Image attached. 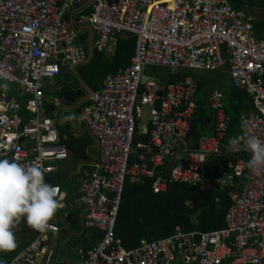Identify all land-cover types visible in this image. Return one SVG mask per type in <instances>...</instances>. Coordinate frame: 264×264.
<instances>
[{
  "label": "built area",
  "instance_id": "built-area-1",
  "mask_svg": "<svg viewBox=\"0 0 264 264\" xmlns=\"http://www.w3.org/2000/svg\"><path fill=\"white\" fill-rule=\"evenodd\" d=\"M84 2L0 0V85H14L12 91L23 97L22 103L0 87V159L38 163L45 182L58 187L63 199L60 185L46 179L55 169L51 161L64 160L69 153L54 120L41 111L46 81L61 66L76 64L86 55L66 18L69 8ZM90 4L92 12L86 18L98 34L99 49L108 47L115 32L134 33L136 46L130 63L107 74L77 114L97 140L99 153L75 202L85 208L86 225L101 235L96 244L80 251L73 264H264V173L250 172L243 188L230 192L232 204L224 227L185 231L176 225L172 233L142 239L130 248L115 232L127 178L139 183L153 178L155 192L165 191L173 182H209L207 161L222 153L230 121L224 93L213 91L215 131L190 146L196 83L191 76L174 82L162 75L152 77L147 74L152 67L175 72L219 70L228 64L231 82L253 101V111L240 117L239 136L264 140V37L255 35L248 13L229 0H93ZM23 104L28 117L21 112ZM240 148L245 151L243 142ZM247 162L240 159L229 166L240 175ZM50 223L47 232L60 231L58 224ZM47 232L38 233L7 264H46L51 255Z\"/></svg>",
  "mask_w": 264,
  "mask_h": 264
},
{
  "label": "trees",
  "instance_id": "trees-1",
  "mask_svg": "<svg viewBox=\"0 0 264 264\" xmlns=\"http://www.w3.org/2000/svg\"><path fill=\"white\" fill-rule=\"evenodd\" d=\"M229 2L234 8L245 11L253 6L264 8V0H229ZM81 12V14L89 15L92 12L91 4L86 6ZM255 31L257 36L264 37V28L259 27L258 23L255 24ZM128 34L129 37L125 38L121 33L115 32L110 37V42L115 44L114 51L111 54H107L105 49L94 47L90 60L78 65L80 76L92 90H98L102 87L107 74L115 72L118 68L126 67L130 63L131 57L135 53L136 35L134 33ZM76 42L78 44L81 43L87 53L85 39H76ZM63 69L64 66H61L59 73ZM68 70L71 72L69 68ZM201 71H204V75H197L195 70L189 68L176 72H172L171 69L167 68V72L163 75L167 82L181 79L188 74L192 75L196 80L197 108L189 133V138L194 145L199 137L204 134L208 125L207 119L212 118L211 111L205 107L208 91L206 88L210 87V85L223 86V84H227V93L229 95L226 99V110L231 116L230 129L227 133L228 138L237 136L241 114L253 111L251 96L244 90L234 86L231 82L228 64L219 70ZM71 78L76 88L73 90L71 86L66 85L59 91V95L68 104L76 103L86 94L84 88L79 85L77 78L72 76V74ZM87 102L85 101L84 104H87ZM51 108H54V106L48 105L46 110L50 115H52ZM21 112H25L24 106ZM23 114L28 117L27 111ZM60 140L74 151L78 159L91 161L92 152L87 150L88 146L93 142L91 137L84 142L78 140L73 143L68 138H65L64 135H61ZM243 152H240L237 156H244L248 159L247 155H244L245 152ZM237 156L222 153L207 161V174L212 177V183L207 189L197 184L173 182L169 183L165 191L155 192L152 187L153 178L146 177L143 183L130 182L129 178H127L116 220V236L121 239L125 247L130 248L138 245L142 239L152 240L166 236L174 231L176 225L181 226L185 231H209L224 227L225 213L231 204L228 191L234 185L222 188L218 172L221 167L226 165L229 159L236 161ZM247 175L248 170L241 176H235V185L237 183L243 184ZM70 220H72V217H70ZM87 229L85 228V231L79 235L69 234L66 231V235H71V239L66 240V237H63L61 241H66L67 243L65 244L69 248L77 246L79 248L78 251L87 250L96 244L97 238L101 235V232L95 228H90V233L87 234ZM22 232L25 234L24 236L16 232L18 247L14 251L0 252V262H3V264H7L32 239V231Z\"/></svg>",
  "mask_w": 264,
  "mask_h": 264
},
{
  "label": "crops",
  "instance_id": "crops-1",
  "mask_svg": "<svg viewBox=\"0 0 264 264\" xmlns=\"http://www.w3.org/2000/svg\"><path fill=\"white\" fill-rule=\"evenodd\" d=\"M86 3H87V0L80 6H73V7L69 8L67 13H66V18L69 22L71 29L76 34V39L80 40V39L84 38L86 41V45H87V53H86L83 61L81 63H78V65L88 62L90 60V58L92 57L94 47L98 48V46H97L98 34L96 32H94V34L91 36L89 29H87L88 28L87 24H90V23L88 22L86 15L81 14L82 13L81 11L86 6L90 5V4L86 5ZM246 12L248 13V16L251 18L253 24L258 23L259 27L264 28V8L253 6V7H250ZM82 16H84V17H82ZM255 24H254V31H255ZM121 35L124 36L125 38L129 37V36H126L125 34H121ZM255 35L257 36L256 31H255ZM263 36H264V34H263ZM257 37H260V36H257ZM260 38H263V37H260ZM91 40H92V53H89L88 47H89V43ZM79 44L82 45L81 43H79ZM114 47H115L114 42H110V45H108V47H105L103 49L106 50L107 54H111L114 51ZM76 64H73L71 66L65 65L64 69L62 70L61 73H59L55 77L46 81L45 90H44V105H43V108L41 111V115L44 117H51L54 120V123L59 130L60 139H61V135H64L65 138H68L71 142L76 143V141H78V140H80L81 142H84L86 139L91 137L93 139V142H92V144H90L88 146V149H87L88 151L91 150V152H92L91 158H90L91 161L84 160V159H78L76 157V154L74 153V151L69 149L68 147H67V149H68L69 154H68V157L66 159L51 161V164L55 166V169L53 172L48 174L46 180H47V182H55V183L60 185L62 191L65 194V197L62 201V204H63V207H65L67 205L69 206V213L66 214L65 220H63V218H62L63 222H58L56 218H54L52 220L60 226V231L55 232V233L47 232L48 243H49V247L51 249V255H50L48 262L46 264H61V263L73 264L76 261H78L80 258V253H78V255L76 257L72 256L70 253L69 256H67L65 259L58 258L57 255H59L61 253L57 252V250H59L61 246L67 247L69 251H70V248L68 247V245L65 244V243H67L66 241H62V243L59 245V248H57L55 245L56 241L58 240L59 235L61 234L62 230H64V229H66L67 232L69 231L68 232L69 234L79 235L85 231V228H92V227L87 226L85 223L86 217H85L84 206H82L80 203L75 202V199L73 200V196H75L77 194V192L79 191L84 179H86L88 174H90L93 171L95 162L97 160L96 157L99 153L98 142L95 139V137L92 135V133L90 132L86 122H84L83 120H81L77 117L78 112L84 106H86L89 103V98L87 100L82 101V98H84L87 94V91L84 87V84L87 87H89V86L85 83L84 79L80 76V74L78 72V65L75 66ZM66 67H68L71 70V72ZM165 68H167V67H165ZM181 70L184 71L186 69H181ZM192 70L201 71L203 69H192ZM213 71H215V70H213ZM172 72H174V71H172ZM71 74H72V76L77 78L79 85L81 87H83L84 90L86 91L85 96H83L81 99H79L74 104H68L67 102H65V99L62 98L61 95H59V91L61 90V88L63 86H66V85L71 86L73 90L76 88L74 86L73 80L71 78ZM186 76H191L196 83V80L192 75L188 74ZM185 77H183V78H185ZM183 78H181V79H183ZM177 80H180V79H177ZM177 80H175V81H177ZM172 82H174V81H172ZM8 86L10 87L9 92L14 94V95H17L19 100L22 101V103H23V97H20L16 91H12L14 88V85H8ZM237 88H239V87H237ZM239 89H241V88H239ZM215 90L221 91V90L216 89V88L208 87L207 99H206V103H205V107L211 111V116H212L211 119H207L208 125H207L206 130H208L209 133L202 134L199 137V139L202 136L210 135L215 131L214 117L216 116V109L213 106H211V103H210L211 95H212L213 91H215ZM241 90H243V89H241ZM92 91H95V90H92ZM223 93H224L225 108H226V99H227L229 94L226 92H223ZM196 98H197V91H196ZM85 101H88L87 104H84ZM46 105L47 106L50 105L51 107H52V105L54 106V108H51L52 115H50L46 112V110H47ZM23 106H24V104L22 105V108H23ZM26 111H27V109L25 107V112ZM25 112H23V113H25ZM192 122H193V120H192ZM192 122H191V125H192ZM230 122H231V116H230V121L228 122V129L225 133L224 146H223L222 153L223 154L229 153V154H234L237 156L240 152H243V150L233 151L229 148L228 140L230 137L228 138L227 133L230 129ZM190 130H191V128H190ZM240 131H241V128H240V119H239V132H238L237 136L240 135ZM189 133H190V131H189ZM188 140H189L190 146H192V147L197 146L198 140H197L195 145L191 142L189 135H188ZM244 155H247L248 159H246L244 156H237L236 161L229 159L227 161L226 165L221 167L219 172H218L222 188H226L229 185H234V187H232L228 191V195L230 194V192L232 190H237V191L241 190L243 188V186L245 185V183L249 179L250 170L248 168L245 169L242 174L238 175L235 173L234 169L229 166V162H231L232 164H235L240 159L249 160V158H250L249 154L245 152ZM7 159H9V158L7 157ZM246 170H248V175H247L246 181L243 184L237 183L235 185V183H234V181L236 180L235 176L243 175ZM209 177H210L209 182L205 183L202 181V182H196V183H190V184H197L200 187L207 189V188H209V186L212 183V177L210 175H209ZM180 183H184V182H180ZM229 198L231 200L230 196H229ZM231 204H232V200H231ZM70 217H72V220H70ZM75 224L78 225V228H76V229H74L72 227V225H75ZM19 229H22V231H28V230L32 231V233H31L32 239L29 241V243L31 241H33L34 238L36 237V235L39 233V232L29 228L24 221H22L17 226V229L15 230L19 235L24 236L25 234L22 231H20ZM19 231H20V233H19ZM40 264H44V263L42 262Z\"/></svg>",
  "mask_w": 264,
  "mask_h": 264
},
{
  "label": "clouds",
  "instance_id": "clouds-1",
  "mask_svg": "<svg viewBox=\"0 0 264 264\" xmlns=\"http://www.w3.org/2000/svg\"><path fill=\"white\" fill-rule=\"evenodd\" d=\"M241 142L244 150L251 153L247 168L254 175L264 173V140L255 135L234 136L228 145L240 151ZM62 199L59 188L45 182L44 170L38 163L0 159V252H12L18 247L15 230L22 220L29 228L46 233L52 227L50 221L63 207Z\"/></svg>",
  "mask_w": 264,
  "mask_h": 264
},
{
  "label": "rangeland",
  "instance_id": "rangeland-1",
  "mask_svg": "<svg viewBox=\"0 0 264 264\" xmlns=\"http://www.w3.org/2000/svg\"><path fill=\"white\" fill-rule=\"evenodd\" d=\"M109 45H110V43H109ZM195 71H196L197 75H204V71H198V70H195ZM166 72H167V68L155 66V67H152L151 70H148L147 74L152 76V77H154V76H157V75H165ZM210 88H216V89H219V90L227 93V85L226 84H223V86H220V87L215 85V84H212V85H210ZM6 89L8 91H10V87L9 86ZM206 89L208 90V88H206ZM144 108H146V107H144ZM147 117H150L149 113L146 115V118ZM204 133H209V131L205 130ZM74 199H75V196H73V200ZM68 213H69V206L67 205V206L62 207L61 209H59L57 211V213H56L54 218H56L58 222H63V220H65L66 214H68ZM62 218H63V220H62ZM72 227L74 229H76V228H78V225L75 224V225H72ZM89 229L90 228L87 229V234L90 233ZM19 230L22 231V229H19ZM20 231H19V233H20ZM66 231H67L66 229L62 230L61 234L59 235V238H58V240L56 241V244H55L57 248H59V245L62 243L61 239L63 237H66V240L67 239H71V237H70L71 235H66ZM78 249L79 248L77 246H72V248H70V251H69L67 247L61 246L60 249L57 250V252H59L61 254H59L57 256H58V258L65 259L71 253L72 256L76 257L78 255V253H79Z\"/></svg>",
  "mask_w": 264,
  "mask_h": 264
},
{
  "label": "water",
  "instance_id": "water-1",
  "mask_svg": "<svg viewBox=\"0 0 264 264\" xmlns=\"http://www.w3.org/2000/svg\"><path fill=\"white\" fill-rule=\"evenodd\" d=\"M92 1H93V0H87L86 5L90 4ZM87 27H88L87 29H89V32H90V34H91V36H92V35L94 34V32H95L94 29H93V27H92L90 24H87ZM125 35H126V36H129L128 33H125ZM88 51H89V53H92V40H91L90 43H89ZM82 61H83V60H82ZM82 61H80V62H78V63H81ZM78 63H77L75 66H77ZM84 87H85V89H86V91H87V94H86V96H85L84 98H82V101L87 100V99L89 98L91 92H92V89L89 88V87H87L85 84H84ZM9 159H10V158H9Z\"/></svg>",
  "mask_w": 264,
  "mask_h": 264
}]
</instances>
